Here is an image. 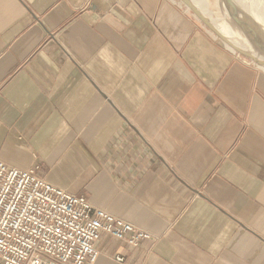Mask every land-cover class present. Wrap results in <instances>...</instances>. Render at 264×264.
<instances>
[{"label": "crops", "instance_id": "0c3cea01", "mask_svg": "<svg viewBox=\"0 0 264 264\" xmlns=\"http://www.w3.org/2000/svg\"><path fill=\"white\" fill-rule=\"evenodd\" d=\"M186 8L0 0V160L153 235L94 264H264V68Z\"/></svg>", "mask_w": 264, "mask_h": 264}, {"label": "built area", "instance_id": "2783aa9c", "mask_svg": "<svg viewBox=\"0 0 264 264\" xmlns=\"http://www.w3.org/2000/svg\"><path fill=\"white\" fill-rule=\"evenodd\" d=\"M40 170L39 164L21 170L0 160V264H94L102 235L131 247L153 237L50 184ZM115 260L124 261L121 255Z\"/></svg>", "mask_w": 264, "mask_h": 264}, {"label": "bare ground", "instance_id": "6f19581e", "mask_svg": "<svg viewBox=\"0 0 264 264\" xmlns=\"http://www.w3.org/2000/svg\"><path fill=\"white\" fill-rule=\"evenodd\" d=\"M190 1H191V3L194 4V6L197 8V10H199V12L202 15H204L207 20H209V23L212 25V27H211L212 29L209 28L207 25L206 26L212 31V33H214L222 41H223V39L219 36V34L223 35L224 37H226V39L228 40V42L230 44H227L224 41L223 42L226 45H228V47H230L231 49H233L237 53H239V51H244V52H247V53L251 54L252 57L255 59V60L251 59L252 61H254L255 65L257 67L264 68V55H263V52L261 51V48L258 45H256V44H254V45L251 44L250 41L247 39V37H246L247 35L246 34H245L246 36L244 34H242V36H240L238 34V32H239L238 29H231V28H229V26H226V25L221 26V25H219L213 19L207 17L204 14L205 13L204 12V7H202L195 0H190ZM233 1L236 2L235 4H237V6L239 7V10L240 11L242 10L244 12L245 16H247V18H250V19L255 20L256 22H259V23L262 24V19L264 18V0H233ZM205 10H207V9H205ZM230 10L234 11L235 7H232ZM186 11H188V10H186ZM196 17H197V15H196ZM214 29H216L219 34H217L215 31H213Z\"/></svg>", "mask_w": 264, "mask_h": 264}, {"label": "water", "instance_id": "95a60500", "mask_svg": "<svg viewBox=\"0 0 264 264\" xmlns=\"http://www.w3.org/2000/svg\"><path fill=\"white\" fill-rule=\"evenodd\" d=\"M182 1L185 3L186 6H188L195 13V15H197V17L205 25H207L209 28L212 27V25L209 23V20H207L205 18V16L199 12V10H197V8L194 6L193 3H191L190 0H182ZM222 1L227 5L228 10L232 7H235V10L231 11V12H233L232 17H233V21L235 23L234 24L235 28L238 29V31L241 34H244V35L246 34L247 36L246 35L245 36L247 37V39L250 41L251 44L258 45L261 48V51L263 52V55H264V18L262 19V24L259 22H256L255 20L247 18V16H245L244 12L242 10L241 11L239 10V7L237 6V4H235V2L233 0H222ZM213 31H215L217 34H219L216 29H214ZM219 36L223 39V41L225 43L230 44L228 42V40L226 39V37H224L223 35H220V34H219ZM239 53L241 55H243L244 57L255 60L252 57V55L247 53V52L239 51Z\"/></svg>", "mask_w": 264, "mask_h": 264}, {"label": "rangeland", "instance_id": "374dc122", "mask_svg": "<svg viewBox=\"0 0 264 264\" xmlns=\"http://www.w3.org/2000/svg\"><path fill=\"white\" fill-rule=\"evenodd\" d=\"M195 1L199 3L202 7H204L205 13L204 12L203 13L207 17L213 19L215 22H217L221 26L226 25V26H229V28L231 29H236L234 26V21L232 17L233 12H231L230 10L231 8L229 10L227 9V5L222 0H195ZM188 9L189 8L187 7L186 10ZM238 34L242 36L240 32H238ZM238 55L242 56L241 54H238ZM244 59H246L247 61H250L254 66H256L254 61H252L251 59L247 57H244Z\"/></svg>", "mask_w": 264, "mask_h": 264}]
</instances>
